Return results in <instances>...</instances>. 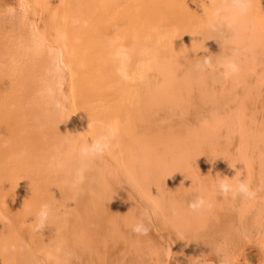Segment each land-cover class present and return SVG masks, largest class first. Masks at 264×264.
Here are the masks:
<instances>
[{
    "label": "bare ground",
    "instance_id": "obj_1",
    "mask_svg": "<svg viewBox=\"0 0 264 264\" xmlns=\"http://www.w3.org/2000/svg\"><path fill=\"white\" fill-rule=\"evenodd\" d=\"M232 2L0 0V264H94L110 211L118 264H264V11Z\"/></svg>",
    "mask_w": 264,
    "mask_h": 264
},
{
    "label": "clouds",
    "instance_id": "obj_2",
    "mask_svg": "<svg viewBox=\"0 0 264 264\" xmlns=\"http://www.w3.org/2000/svg\"><path fill=\"white\" fill-rule=\"evenodd\" d=\"M251 7H252V0H233L232 8L234 10V17L225 18L224 22L228 25L229 28L234 27L236 22L235 17H242L244 15H247V13L251 10ZM219 16H220L219 10L212 13L213 18ZM204 64L211 66V58H205ZM222 67L224 68V74L226 78L237 76L241 71V65L235 54L230 57H226L222 61ZM110 147H111L110 138L106 135H101L97 137L91 145H85L82 148V152L85 155H89V154L102 155L104 152L109 150ZM220 190L225 195L235 194L249 198L254 196V192H252L250 186L244 181H241L238 184H231L227 181H222L220 183ZM203 204H204L203 199H200L198 201V205L203 206ZM198 205L194 203L190 205V207H192L193 210H196ZM48 217H49V206L46 204L42 205L39 213L37 214V220L39 221L37 230H39V228H42L45 225Z\"/></svg>",
    "mask_w": 264,
    "mask_h": 264
},
{
    "label": "rangeland",
    "instance_id": "obj_3",
    "mask_svg": "<svg viewBox=\"0 0 264 264\" xmlns=\"http://www.w3.org/2000/svg\"><path fill=\"white\" fill-rule=\"evenodd\" d=\"M261 1H262L261 2L262 3V8H263V11H264V0H261ZM40 140L42 141V139H40ZM159 156H162V155H160L159 152H152V155L149 158V163H151L152 161L157 162V158ZM157 170H158L157 167L155 165H152L150 167L151 175L148 176L147 178L150 179V180H157L156 179V176H155V172ZM143 178L146 179V177L144 175H143ZM159 178H160V174H159ZM162 192L165 193L166 195H168L165 191H162ZM183 196H184V194H180L179 197H178V199L181 198V197H183ZM132 197H137V195L136 194H133ZM146 200H148V198ZM149 200L152 202V200H154V198L153 197H150ZM160 202L161 201L159 199H156L155 202H152V205H148L147 203H145L144 206H146L148 209H150L152 206L156 205V203L158 204ZM163 203H164L165 206L167 205V201H164ZM162 208H163V206H162ZM101 213H102V216L99 217V216L96 215V219H98L97 221H105L107 223V227H105L103 229L104 230L103 231V236L105 237V240H103V241H101V242H99L97 244L90 245L89 247H87L86 249H84V252L85 253H88V254H90L92 256V259H93V263L94 264H114V263L118 264V262L120 263L123 259L112 258V256H110V255L107 257V259L105 258V255H108L109 254V251L108 250L110 249V246H111V243H112V241H111V229L108 228V227L112 226V223H113V221H115L116 217H114V214L111 211L110 212H101ZM169 215L172 216L171 214H169ZM186 216H183L180 219V221L174 217V219H176L174 225L177 226L178 225V221H179V223H181L182 221H184L186 219L185 218ZM129 217L130 216L126 217V219H128ZM177 217L179 218V215H177ZM142 222L144 224H142L141 227L139 226V231L137 232V234L141 233L142 231H144V230H146L148 228H152L154 226H156V227H161L162 226V225L159 224L161 222L157 221V218L154 215H150V214H145L144 217L142 218ZM116 225H117V223H116ZM165 229L166 230H169L167 228H165ZM165 229H161V232H163ZM123 230H126L127 232H130L132 230V228L123 229ZM158 232L159 231H155L154 229H152V233H153V236L154 237H155L156 234H158ZM156 246L155 247H152L153 249H151V251H153V252L154 251H157ZM32 250H35V249H32ZM251 262H252V264H256V263L257 264H261V263L257 262L256 260L255 261H251Z\"/></svg>",
    "mask_w": 264,
    "mask_h": 264
}]
</instances>
